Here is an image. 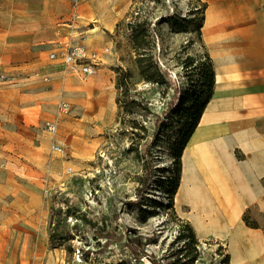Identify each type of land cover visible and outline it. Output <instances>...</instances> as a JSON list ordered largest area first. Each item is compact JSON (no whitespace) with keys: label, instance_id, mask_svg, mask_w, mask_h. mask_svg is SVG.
<instances>
[{"label":"rangeland","instance_id":"1","mask_svg":"<svg viewBox=\"0 0 264 264\" xmlns=\"http://www.w3.org/2000/svg\"><path fill=\"white\" fill-rule=\"evenodd\" d=\"M131 1L118 40L107 34L95 47L109 49L101 77L77 76L81 87H63V100L71 103L70 112L62 113L63 151L52 150L55 139L45 137L53 134L35 115L14 117L19 132L0 136V264H153L147 255L132 253L129 237H141L144 250L165 264L184 243L178 236L185 220L176 206L170 207L165 187L157 184L158 179L168 184L176 175L174 144L186 119L185 112H174L179 105L170 108V101L181 87L203 86L198 68L194 76L193 71L201 61H210L204 30L211 11L250 0ZM137 21L149 23L146 38L136 39L126 28ZM141 61L167 72L163 87L147 80ZM121 70L151 100V111L137 104L130 112L120 108ZM131 119L143 122L148 131L139 123L134 136ZM6 123L11 129V122ZM163 123L171 124L164 128ZM151 163L155 174L139 195L140 177ZM68 207L95 225L66 215ZM251 215L264 225L257 207ZM237 243L200 241L194 264H225L228 253L230 264H241Z\"/></svg>","mask_w":264,"mask_h":264},{"label":"crops","instance_id":"2","mask_svg":"<svg viewBox=\"0 0 264 264\" xmlns=\"http://www.w3.org/2000/svg\"><path fill=\"white\" fill-rule=\"evenodd\" d=\"M131 4L81 0L75 15L71 0H0V74L15 76L12 82L0 80L2 138L8 131L19 132L14 117L35 115V121L46 122L58 116V130L45 138L63 144V87L81 86L75 82L78 75L48 54L57 43L70 44L81 33L90 49L102 51L106 47H95L107 34L118 40ZM243 6L240 31L232 27L205 36L215 86L183 152L175 206L201 242L232 239L242 249L241 264H264V232L243 220L249 208L264 212V0ZM104 55L94 74L98 78ZM242 234L250 238L246 245Z\"/></svg>","mask_w":264,"mask_h":264},{"label":"trees","instance_id":"3","mask_svg":"<svg viewBox=\"0 0 264 264\" xmlns=\"http://www.w3.org/2000/svg\"><path fill=\"white\" fill-rule=\"evenodd\" d=\"M129 27L131 30L132 35L139 39L141 37L146 38L149 34L150 25L149 23L145 21H137V22H130ZM144 57V56H143ZM210 61H201L199 65L195 67V70L193 71V76L196 74L197 68H198V74L199 79L201 80L203 86L199 89L193 87L190 88H179L176 93L173 95L171 99V105L170 108H174V106H178L176 110H174L175 113L178 114L179 111L185 112V121H183V126L180 128L179 131H177L178 139L174 144V158L177 164V171L174 178H172L171 181H162L161 179L157 180V184L160 187H165L168 193V197L170 198V207H174V198L178 191L181 175H182V157L183 152L185 150V147L190 140L193 132L195 131V128L197 127L199 120L203 114V111L205 110L207 103L210 101L214 86H215V68L214 63L212 59L209 56ZM187 66H191L194 64V60L189 57V59L186 60ZM141 65V71L144 74V76L147 78L148 81L154 80V82L163 87V84L166 81L167 72H164V70L153 67V66H143L142 61L140 62ZM151 70V71H150ZM166 76V77H165ZM194 79L192 78V81ZM194 83V81H193ZM117 85L119 88V96H118V102L120 105V108L127 110L130 112L131 105H142L145 109L151 111V100L146 97L145 95H142V92L138 91L136 87L133 84V81L130 77V74L127 71L121 70V73H119ZM134 92V94H132ZM140 96V97H139ZM120 117V115H119ZM131 132L134 136H136L137 131L136 128H138L139 123H141V128H143L146 132L148 131V128L146 125H144L143 122H138L137 119H131ZM161 123V122H160ZM159 123V124H160ZM171 123H163L161 127H167ZM135 150L134 147L130 149V151ZM150 149L148 148L147 151ZM151 152V151H149ZM156 168L151 163L149 168H146V173L142 177H140V181H143V186L137 191L139 195L143 194L145 189L151 184L152 176L155 174ZM262 183L264 185V177L262 179ZM138 202L137 204H139ZM256 207L249 208L245 211L243 220L245 224L248 227L251 228H259L262 229L264 232V225L256 218L252 217V213ZM66 215L68 216H77L78 219H82L84 222L90 223L91 225L95 223L89 219L86 215L81 214L73 211L70 207L66 209ZM264 215V212H262ZM185 224L183 225V228L178 236V239L185 238L184 243L182 246L176 248L171 253L172 261L166 259L165 264H194L196 260L200 256V250H199V242L196 232L193 228V226L187 222L183 221ZM153 240L152 238H149L148 241ZM145 242L141 237H129L128 238V246L132 253L137 256L141 257L144 255H147L149 258H151L153 264H161L160 261H158L156 258L151 257L145 250ZM170 256V255H169ZM170 258V259H171ZM231 255L228 253L226 255V259L224 261L225 264H230Z\"/></svg>","mask_w":264,"mask_h":264},{"label":"built area","instance_id":"4","mask_svg":"<svg viewBox=\"0 0 264 264\" xmlns=\"http://www.w3.org/2000/svg\"><path fill=\"white\" fill-rule=\"evenodd\" d=\"M75 15L80 6L81 0H71ZM87 35L81 33L78 38L73 40L70 44L57 43L53 50L48 54L52 61H61L68 72L74 73L80 77H89L97 73L102 55L109 51L108 48L102 51L92 50L86 42ZM15 79L14 75L0 74L1 81L12 82ZM48 80V78H45ZM71 110V103L68 101H61L59 104V111L61 113H68ZM44 129L51 133L58 130V121H46L43 124ZM52 150L55 152L63 151V145L54 143Z\"/></svg>","mask_w":264,"mask_h":264},{"label":"bare ground","instance_id":"5","mask_svg":"<svg viewBox=\"0 0 264 264\" xmlns=\"http://www.w3.org/2000/svg\"><path fill=\"white\" fill-rule=\"evenodd\" d=\"M244 6L239 3L237 6L224 8L221 5L216 6L215 9L209 14V19L207 21L204 33L205 35L214 34L218 30L227 31L230 28H234V32L240 31L241 27L238 21L241 19L242 11ZM249 12L252 11L251 6L247 9ZM241 240L244 245L250 241V238L244 234L241 235Z\"/></svg>","mask_w":264,"mask_h":264}]
</instances>
